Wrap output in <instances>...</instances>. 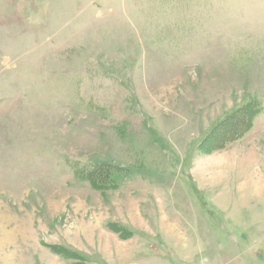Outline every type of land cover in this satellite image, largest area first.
<instances>
[{"label": "rangeland", "instance_id": "obj_1", "mask_svg": "<svg viewBox=\"0 0 264 264\" xmlns=\"http://www.w3.org/2000/svg\"><path fill=\"white\" fill-rule=\"evenodd\" d=\"M0 264H264V0H0Z\"/></svg>", "mask_w": 264, "mask_h": 264}, {"label": "bare ground", "instance_id": "obj_2", "mask_svg": "<svg viewBox=\"0 0 264 264\" xmlns=\"http://www.w3.org/2000/svg\"><path fill=\"white\" fill-rule=\"evenodd\" d=\"M257 192V191H256Z\"/></svg>", "mask_w": 264, "mask_h": 264}]
</instances>
